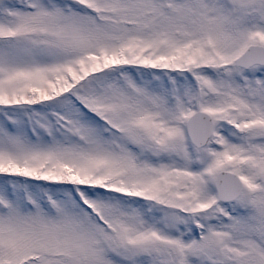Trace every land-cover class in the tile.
<instances>
[{"label":"snow or ice","instance_id":"obj_1","mask_svg":"<svg viewBox=\"0 0 264 264\" xmlns=\"http://www.w3.org/2000/svg\"><path fill=\"white\" fill-rule=\"evenodd\" d=\"M0 264H264V0H0Z\"/></svg>","mask_w":264,"mask_h":264}]
</instances>
